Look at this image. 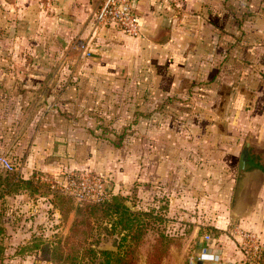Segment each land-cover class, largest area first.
<instances>
[{
    "label": "crops",
    "instance_id": "obj_1",
    "mask_svg": "<svg viewBox=\"0 0 264 264\" xmlns=\"http://www.w3.org/2000/svg\"><path fill=\"white\" fill-rule=\"evenodd\" d=\"M103 1L0 0V154L24 166L23 177L95 169L103 140L93 118L115 115L121 91L134 101L138 90L144 115L151 103L200 101L219 135L217 153L206 142L204 155L230 181L227 193L250 142L255 166L242 178L236 228L264 242V0H132L137 38L96 25ZM165 162L145 158L139 179H162ZM217 209L221 234L203 248L217 262L198 264L241 259L226 233L230 213Z\"/></svg>",
    "mask_w": 264,
    "mask_h": 264
},
{
    "label": "rangeland",
    "instance_id": "obj_2",
    "mask_svg": "<svg viewBox=\"0 0 264 264\" xmlns=\"http://www.w3.org/2000/svg\"><path fill=\"white\" fill-rule=\"evenodd\" d=\"M123 92L115 101V115L93 118L103 140L97 146L101 156L97 168H67L56 175L34 169L23 177L20 169L24 166L0 154L16 168L14 172L0 169V264H98L99 257L90 256L88 248L115 254L119 244L129 264H198L206 244L221 234L212 226L219 205L230 213L226 233L234 238L241 255L236 264H263L262 239L236 228L235 198L239 203L241 195L240 187L236 197L237 177L227 193L230 181L222 179L225 173L207 158L206 150L204 155L206 142L212 154L217 153L219 135L203 102L179 100L166 110V102L160 101L148 105L144 115L138 112V90L134 101L127 100ZM154 156L167 160L162 179H153L151 174L150 180L141 181L140 163ZM70 176L79 181L86 177L100 180L107 195L104 202L112 196L122 198L131 229L121 231L116 225L119 218L104 216L100 206L91 205L95 203L59 193ZM105 227L108 232L103 231ZM243 233L254 238L243 240Z\"/></svg>",
    "mask_w": 264,
    "mask_h": 264
},
{
    "label": "built area",
    "instance_id": "obj_3",
    "mask_svg": "<svg viewBox=\"0 0 264 264\" xmlns=\"http://www.w3.org/2000/svg\"><path fill=\"white\" fill-rule=\"evenodd\" d=\"M95 23L99 27L114 26L129 38H137L140 35V24L133 10L132 0H104L95 16ZM0 169L6 172H14L16 168L10 158L0 155ZM59 193L95 204H101L107 199L101 181L95 182L93 177H86L79 181L70 176L67 187ZM240 236L247 241L254 238V236L246 233L240 234ZM204 238L206 241L209 240L208 236ZM258 249L256 248V250ZM198 260L215 261L212 255L206 253L205 249H203Z\"/></svg>",
    "mask_w": 264,
    "mask_h": 264
},
{
    "label": "trees",
    "instance_id": "obj_4",
    "mask_svg": "<svg viewBox=\"0 0 264 264\" xmlns=\"http://www.w3.org/2000/svg\"><path fill=\"white\" fill-rule=\"evenodd\" d=\"M93 206H100L102 212L104 213V216L110 217L112 215H116L119 218V222L116 223V225L121 226V231L130 230V221H127L125 219V216L128 215V208L125 206L123 199L112 196L110 197V200L103 202L101 204H91ZM115 227V225H114ZM113 228V225H112ZM3 231V229L0 228V233ZM103 231L108 232V228H103ZM121 241H125V236L120 239ZM121 248L120 244L118 245V248ZM119 248V250H120ZM90 256L93 258H96L98 256L99 263L98 264H129L130 260L127 258V256L123 255L121 251L118 250V253H111L107 251H99L98 249L88 248ZM2 249L0 248V255H1ZM264 264V262H263Z\"/></svg>",
    "mask_w": 264,
    "mask_h": 264
},
{
    "label": "water",
    "instance_id": "obj_5",
    "mask_svg": "<svg viewBox=\"0 0 264 264\" xmlns=\"http://www.w3.org/2000/svg\"><path fill=\"white\" fill-rule=\"evenodd\" d=\"M250 142H246L242 148L240 157H239V162H238V167H237V186H236V197L238 196V192L239 189L241 187V180L244 176V173L250 168L255 166V163L252 160V156L250 153ZM106 192L107 194H109V189L108 186H106ZM238 205V200L237 198H235V205H234V209L237 207ZM231 219L232 221H234L236 218L234 216V214L231 215Z\"/></svg>",
    "mask_w": 264,
    "mask_h": 264
}]
</instances>
